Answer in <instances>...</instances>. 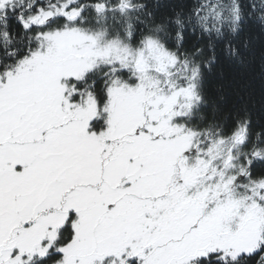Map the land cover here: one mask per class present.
<instances>
[{"label":"snow or ice","instance_id":"6c2138e0","mask_svg":"<svg viewBox=\"0 0 264 264\" xmlns=\"http://www.w3.org/2000/svg\"><path fill=\"white\" fill-rule=\"evenodd\" d=\"M0 264H264V0H0Z\"/></svg>","mask_w":264,"mask_h":264}]
</instances>
